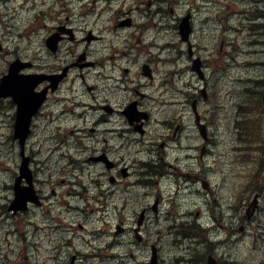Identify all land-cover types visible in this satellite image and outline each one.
Listing matches in <instances>:
<instances>
[{
    "label": "flooded vegetation",
    "instance_id": "1",
    "mask_svg": "<svg viewBox=\"0 0 264 264\" xmlns=\"http://www.w3.org/2000/svg\"><path fill=\"white\" fill-rule=\"evenodd\" d=\"M3 1L4 8L0 16L10 18L12 27L15 28L18 24L16 21L17 13L12 8L20 0ZM133 2L134 0H44L45 14L48 19L46 25H44L46 34L41 37V46L46 52L45 65L39 62L37 55L33 60H30L32 63L24 62L28 59L22 53L17 54L16 51L18 49L31 51L30 49L33 48L29 47L30 45L23 48L20 42L16 45V40L13 39L14 36L12 35V38L8 37L10 31L5 32L12 27H6L4 23L0 25L3 29V31L0 30V37L2 38L0 40V51L5 55L0 72V83L2 78L9 72L10 64L13 61L20 60L23 63H29L26 67L23 64L21 65L20 69L27 68L21 71L22 74L39 76L36 79L26 78L31 81L34 89L33 96L36 105L43 98V95L37 94L43 92L46 94L44 103L31 119L30 131L35 133L42 129L48 130V127L53 129L60 123L66 126L65 129H67L69 126L76 124L75 126L79 131L74 129L71 134L74 135L76 132L81 133V135L85 134L92 138L93 143L102 146L96 148L94 145H88L87 150L83 151L82 164L93 165V162H98L105 174H111L110 179L115 174L112 179L116 186L119 187L124 184L123 192H129L130 188L126 187V183L138 187L144 185V179L139 178L142 175L141 172L133 170L132 163L125 159L124 153L118 157L109 149L111 143L115 144V149L118 151H127L128 155L136 157L135 162L139 163V167L145 164L144 162L156 160L159 163L167 164L174 170L176 167L182 170V167L178 164L181 157L187 159L185 163L188 164L201 159L202 146L199 147L200 151L196 153L197 139L200 138L198 132H196L197 122L193 113L195 105L202 110V122L206 127L207 141L210 134L212 135V126L210 121H207L209 119L208 115L205 117L207 112L203 113V106L208 102V95H213L208 83L211 84L214 80L213 75L209 73V68L215 59H213V49L207 48L206 46L209 44H203L199 35V33L204 34L211 28L213 29V19L207 12L210 11L209 8L206 11V6H197L198 0H183L182 4L179 3L178 12H176L178 2L174 3L171 0H136L135 4ZM204 2L206 5L208 1L204 0ZM210 2H213V0ZM35 3V0H23L22 6L27 10L20 12L19 15L23 17L29 15ZM242 6L245 11H253V15L260 16L261 11L264 10V0H242ZM186 17L190 19L193 34H191L189 41L185 42L181 40L180 26L181 23L185 24L187 22V20L184 21ZM106 19L111 20L110 27L103 26L102 21ZM148 24L153 25V27H149ZM28 25L30 26V24ZM155 27L159 28L156 29ZM217 29L221 35L225 27ZM263 29L261 28L258 34L264 32ZM33 34L36 35L37 32ZM22 35H20V38ZM212 40H214V34ZM5 45H7V50ZM31 46H37L36 39L32 41ZM47 46L55 53H52ZM194 60L199 61L201 74L193 70ZM184 61H186L189 68L183 74L180 70L179 78H185L188 88L183 90L179 86L174 91L167 89V82L172 83L175 75L166 72V70L179 66L180 62ZM146 67L150 70V77L146 75L148 72L145 69ZM158 68H160L159 75H156ZM42 75L49 76V78L45 80ZM193 79L199 81V86L192 84ZM25 86L29 87L28 85ZM166 95H175L174 99H177L173 103L175 106L173 113L169 109V116L166 113L172 104H169L167 108L169 101ZM85 99L89 102H85ZM84 104L89 106L88 111L80 113L79 122L76 123V120L72 118L77 114L75 107ZM0 105H2L0 113L9 116L7 126L14 129L16 113L19 110L18 102L9 96L1 98ZM154 106H158L159 110ZM83 108L86 109L85 106ZM58 110L62 112L59 116L61 118L55 119V113ZM156 114L158 116H155ZM91 117L95 119L90 120ZM82 130H85V132H82ZM109 133H112L111 137L108 136ZM98 135L100 137L96 138ZM180 138L184 145H182L183 143L178 144ZM38 142L39 147L44 146V143L49 145L47 156L51 157H55L58 153L53 146L54 144L63 149L59 153H64L67 150L66 144H69L68 152L72 148L68 140L55 136V133H51L45 140H39ZM155 145L157 146L158 155H152L150 150L151 154L144 156L145 152L143 150L148 149L149 146L153 148ZM177 145L184 151L178 153ZM134 148H136V151H134ZM34 159H31L32 167L36 164ZM100 160L106 163L100 162ZM171 163H175L176 166ZM55 165L59 172L64 171V174L61 173L63 176L71 175L72 172L69 170L75 169L61 162H57ZM125 169L126 171H124ZM185 169L192 170L190 165L186 166ZM152 171L156 170L152 169ZM152 171L149 174L153 173ZM131 172L132 175L138 177L134 183L130 182L128 178H126L128 181L123 179L126 174L129 177ZM181 176L184 175L181 174ZM187 177L192 179L191 175H187ZM34 178L35 181H38L35 174ZM193 180H197V177H194ZM205 183H207V180L203 179L202 184L205 185ZM183 185L189 188L186 182ZM220 200L222 198L218 199L215 195L214 201L219 202ZM157 202H159V199ZM81 203L82 200H78L76 206H73L74 203L65 204L63 211L67 213L73 210L83 215L87 212V209ZM106 205L107 210H104V215L113 216L114 212L110 211L108 214V209L112 206L109 203ZM200 206H202V203ZM204 207L206 208V206ZM218 207L224 208L222 204H219ZM141 209L148 212L150 203L143 204ZM127 213L123 211L120 214L121 223L133 226L134 224L131 225L133 219ZM139 213V211H136L135 216L137 217ZM172 217L175 221L174 224L172 223L174 226L185 229L183 236L186 238V243L192 240L193 230L197 232L194 227L198 229L199 243L194 250L195 253H198L199 247L202 245L208 249L210 256H216L218 262H223L222 256L211 251L213 250V243L207 239L208 229L210 227L211 230H215L216 233L223 236L233 223L238 224L234 217L226 216V219H228L222 222L219 228H214L208 223H206L208 225L200 224L192 216L190 217V212L185 211V209L176 210V213H172ZM94 220L95 218H92L87 222H93ZM112 221L115 222V220ZM97 222L100 223V219L94 221V223ZM114 222H108V219L103 220L104 228L106 226L111 227ZM27 225L26 227L21 222L16 226L17 235L15 233V238L17 244H20L23 239L28 240L30 237L34 250L41 252L40 249L44 247L49 239L47 233L52 231L53 240H56L57 243L60 240L68 250L69 248L76 250L74 242L62 238L63 234L60 231L68 227V224L67 220L61 215L47 213L42 215L40 220H36V223L27 222ZM78 227L83 226L78 225ZM165 228H168L167 235L170 236L172 227ZM236 231L233 227L228 236L216 241L218 248H223L224 240H227L228 237L233 239L239 237ZM188 247L187 245L183 248L188 249ZM68 250L63 249L62 257H69L67 263L71 264L73 256ZM80 252L82 254L87 253ZM57 257H59V254ZM59 260L61 261L60 258Z\"/></svg>",
    "mask_w": 264,
    "mask_h": 264
},
{
    "label": "rangeland",
    "instance_id": "2",
    "mask_svg": "<svg viewBox=\"0 0 264 264\" xmlns=\"http://www.w3.org/2000/svg\"><path fill=\"white\" fill-rule=\"evenodd\" d=\"M19 1V0H18ZM17 1V2H18ZM22 1L20 0L19 3H16V6L13 7L16 12H25ZM36 3L33 4V9H31V12L29 15L17 16V26L15 28L12 27L11 19L10 18H3L0 16V25L4 23L6 27H12L11 29L6 30L5 32L10 31V34L8 35L9 38H12V35H16V38L18 39L16 42V45L20 42L23 48L32 47L35 50L30 49V52H27L24 54V56L27 58L29 55H37L39 62L43 65H45V54L44 48L41 46V37H44L46 34V30L44 28V25L47 23V16L45 14L46 7L44 6V0H35ZM221 4L222 2H225V0H218ZM136 0H134L135 4ZM1 7H4L3 0H0ZM38 5V7H36ZM222 5V4H221ZM164 8H166L164 6ZM45 14V17H44ZM214 16V14H212ZM38 17V18H36ZM36 18V19H35ZM29 22V23H28ZM30 24V26L28 25ZM103 26L110 27L111 20L106 19L102 21ZM149 27H153V25L148 24ZM27 29V30H26ZM0 30L3 31V29L0 27ZM26 30V31H25ZM264 30V29H263ZM25 31V32H24ZM215 31V30H214ZM24 32V33H23ZM37 32V34L34 36L33 33ZM22 35L24 38L21 39L18 35ZM30 34L32 36H30ZM2 38L0 37V40ZM37 42V46H31L32 41ZM201 39L204 41V43H209L210 46L215 50L213 53L218 54L221 57H224L227 55L226 50H224L222 53L219 52L220 48H218V42L220 39L217 40V37H214V43L211 38H203ZM224 40H230V52L236 53L238 61L240 62V66H235L233 64V61H231V68H230V74L227 70H224L225 72H222L220 70V76L219 79L217 78V74L215 72V80L210 84V87L212 89L213 95V105L211 106L212 109H214V118H215V124L214 127L212 126L213 132H212V139L211 143L213 144L212 149L213 153L208 155V164L209 169H212V172H207L206 170L199 171L196 168L190 172V175L192 176V179L186 182L187 186L189 188H186L183 183L186 180L181 179L182 172L180 170H174V174L167 175L164 177L163 180H161V177L159 176L158 172L152 171L153 175L158 174V176L152 180L149 181V185L143 186L140 191L143 193V195L146 192L151 191L156 196L159 195L160 202L157 206V211L151 214V218L147 219L148 225H146L147 232L151 230V234L149 235V243L150 245H157L162 244L161 247V255L163 259V264H178L175 257L179 254L177 253L179 249L190 246L189 249L183 248V252L191 253V256L194 257L195 253L191 250L194 248V246L191 243H186V238L183 236V233L185 231L184 228H180L177 226H174L175 223L174 218L172 217V213L176 210H184L187 212H190V217L196 219L198 222H201L204 224L205 220L208 219V222L214 227L219 228L217 226L220 224L219 222L222 220L221 215L223 216V220L226 221V216H229V213L227 212V209L229 205H232V201L238 202L241 196V193H239L240 190L243 188V194L241 196V202L236 204L234 206V210L237 212L238 215H240L236 220L238 221V224L233 223L232 227L235 228L236 233L239 235V241H236V238H234L233 244H228L224 248L220 249L222 253L225 255V260L229 261L230 264H264V163L261 164V160L259 157V150L264 149V136L263 140H258L261 137V131H260V119L255 115L254 111H251V115H246L248 113V110L245 108H249L254 106L255 102L257 101V97L254 98L255 95H257V88H255L253 85H246L240 82H236L240 78L247 79L251 76H254L253 73L254 67L251 66L252 62L251 59L248 57V49L253 48L257 51H261L264 49V46H261L258 42L253 44L251 46L250 44L253 43V41H260V37H251V36H243L240 32L234 35L226 34L224 35ZM213 43V45H211ZM263 44V43H262ZM1 45V44H0ZM7 50V45H5ZM4 47V48H5ZM246 51V52H244ZM5 55L0 52V72L3 67V61H4ZM28 59V58H27ZM258 60L264 61V57L260 56ZM234 65V66H233ZM260 69L257 73L260 71L264 72V66L259 65ZM215 63L211 70H214ZM230 75V76H229ZM216 84L218 87H216ZM236 85H239L236 87ZM244 86V87H243ZM171 87H174L172 83L167 82V89H170ZM247 91H246V90ZM222 90V91H221ZM174 91V90H172ZM216 91H220V93L216 94ZM231 95V100H228L227 95ZM217 95H224L223 97ZM259 95V93H258ZM85 102H89L85 99ZM222 106H225L226 109L223 110ZM2 107V105H1ZM88 107L86 108V111H88ZM244 107V108H243ZM61 110H58L57 113H55V119L61 118L59 117L61 115ZM220 118H219V116ZM254 114V115H253ZM8 116V115H7ZM90 120L95 119L94 117L89 118ZM219 119L222 120V123H218ZM229 119V120H228ZM9 116L6 119V116H0V160L3 161V163L0 164V183H4L6 185H9V183H12L13 174L17 171V168L15 167L19 163L18 153H10V149L15 145L13 141L9 139V136L11 134L9 127L7 126L6 122L8 123ZM244 121L243 124L246 125V129L250 131L252 136H247L245 140L246 142L242 143L239 141V136L235 137V134H238L241 132L238 124L240 121ZM251 120V123L249 121ZM76 122V121H75ZM228 122L230 125V129L228 128ZM58 123V122H57ZM216 123L218 124V128L223 130L224 132L230 133V139H225L226 142L219 139L216 140L215 134L217 133ZM223 125V126H222ZM66 126L63 125L60 129H58L56 126L51 129V127H48L47 129L39 130L37 138L40 140H43V136H46L47 131L49 133H55V136H60V138H63L64 132H61V130H64ZM70 129H76V126L69 127L66 131V134H69ZM82 132H85L83 130ZM112 133H109L108 136L111 137ZM100 135H98L99 138ZM221 137V136H220ZM218 137V138H220ZM94 138V136H93ZM72 155L78 156L83 154L82 151L87 150V146L94 145L97 147H102L98 143H93L92 138L86 136L85 134L81 135V133L77 132V136L74 138V142H72ZM99 145V146H98ZM45 146V143H44ZM65 147H69V144H66ZM233 147H239V148H233ZM14 148V147H13ZM105 149V148H103ZM108 149V148H106ZM109 149L115 153L118 157H120L123 153L125 155V159L128 160L130 163H134L136 161V157H131L128 155L127 151H118L115 149V144L111 143V146ZM149 150H151L153 153L157 152V146L155 145L153 148L152 146H149ZM233 150H238V153H233ZM29 155L33 154L31 150H29ZM264 153V151H262ZM57 155L62 156L63 153H57ZM57 155L49 162L48 166L46 167L45 172H41L39 175V178L41 180H47V183H42L41 189L44 190V195H51V185L57 186L56 191L60 192L61 194L57 195L50 201V209L53 211L55 210L56 214L61 215L67 220L68 227L71 225L74 221H79V223H82L83 229L79 233V239L74 241L76 250L67 248H63L64 250H68L72 256H78L75 252L82 251V252H101L100 259L97 260L95 264H145L148 263L147 257H150V248L147 250L146 254L141 256L139 255L138 251H134L130 253L127 248H121L118 249L119 255H117V250L108 248L109 245H107L111 238L113 237L112 231H110L109 227L106 226L103 231L109 235V237L103 236L101 239H99L96 242V245L93 247H85V242L83 241V237L89 238L88 232H90V229L92 225L94 224V221L97 219V221L102 219L103 215H101L103 212L98 213L95 212L94 218L95 220L90 223V225H86L85 221L83 220V216L80 215L78 212H64L63 211V204H61L58 199L61 196H64L66 200H68L73 206H76V201H78L79 198L77 197H71L65 194V191L68 190L67 186L62 184L61 178H70L71 175L63 176L64 171L61 170L59 172L56 169L55 163L59 160ZM114 156V154H112ZM231 155H239L241 158L239 161L237 158L231 156ZM141 157V155H139ZM47 153H43L39 155L40 160H46L47 161ZM82 161V160H81ZM253 163H255L257 166H259V171L257 175L255 174L256 168L253 166ZM67 166H72L76 170L80 166H74L76 163L72 161H65L63 163ZM176 165L175 163H173ZM172 164V165H173ZM173 165V166H174ZM185 164L184 166H186ZM191 166V165H190ZM192 166H198V168H203L201 162L197 161L192 163ZM85 169L79 170V172L83 171V181L85 184H89L92 182L93 176H96L99 181L101 182V188L105 192L103 196L105 198H100V200H97L98 203H95L96 198H93L90 200L91 205H96L97 209L98 207L102 209V211L107 210V203H109L112 207L109 208V212H116L115 215H111L112 220H119L121 217L120 214L125 212H131L134 214L133 211L139 210L141 205L144 204V200L132 197L130 194L127 196L128 199H126L125 194L123 192V185L116 186L114 183H110V175L111 174H105L104 170L100 166H93L88 165L86 163ZM58 168H60L58 166ZM84 168V167H83ZM141 167L136 166L137 171L143 172L140 170ZM193 168V167H191ZM249 168V169H248ZM253 169L252 172L249 170ZM108 172V171H107ZM62 173V174H61ZM102 174V175H101ZM246 175V176H245ZM115 176V174L113 175ZM194 177H197V180H193ZM246 177V178H245ZM62 178V179H64ZM117 178H119L117 176ZM180 178V180H179ZM202 178V179H200ZM245 178L244 184L245 188L243 187V180ZM125 179V178H123ZM205 179L209 183L210 190L203 189L202 180ZM109 180V181H108ZM137 180V177L134 176L133 182ZM178 180V181H177ZM157 183V185H156ZM180 183V184H179ZM256 186H259L260 188H256ZM54 187V188H55ZM73 187V186H70ZM90 193L91 196L96 197L99 194V189H96L94 185H90ZM238 190V191H237ZM255 191V192H252ZM251 192V194H249ZM198 194V195H197ZM218 199L222 198L219 202L214 201L215 195ZM255 194H259L260 196L258 199V207L256 212L250 217L246 218V208L247 204L250 203L251 200H253ZM236 195H238V200L236 199ZM68 196V197H67ZM164 198V201L161 200ZM8 196L1 197V200L3 202H6L8 199ZM170 201H169V199ZM95 199V200H94ZM146 200V199H145ZM211 200V201H210ZM142 201V202H141ZM151 203V200L149 201ZM147 203V201H146ZM202 203V208L200 204ZM67 204V202H66ZM154 204V202H153ZM219 204H222L224 209H221V214L213 213L214 209L220 208L218 207ZM65 205V204H64ZM81 205L84 207L85 203H81ZM99 205V206H98ZM206 206V208L204 207ZM153 207V205L151 206ZM204 207V208H203ZM116 208H118L116 210ZM172 209L171 213H168L169 210ZM116 210V211H115ZM120 210V212H119ZM137 210V211H138ZM91 211V208H87V213ZM205 214V215H204ZM8 211L5 209L4 211H0V219L1 222L5 221L6 219H9ZM30 221L36 222V220L40 219V215H33L30 217ZM108 218V217H107ZM11 222V220H9ZM216 221V222H215ZM112 222V221H111ZM78 223V222H77ZM173 223V224H172ZM13 225H6L3 229L0 228V237L2 236V233H4L5 230L12 228ZM100 224L97 222L95 225L97 227H103L100 226ZM237 225V226H236ZM227 226V225H226ZM85 227V228H84ZM165 227H172V234L166 235V232L168 228ZM231 229H228L225 233V236H216L215 238L218 240L219 238H225L230 234ZM61 232V231H60ZM66 231L63 230L62 233H65ZM97 238L99 236L97 235ZM68 239V238H65ZM14 244L12 247L9 248V251H12L14 248L19 250L23 245H25L27 242L19 245L16 242H13ZM199 243V242H198ZM28 246L30 244L27 243ZM26 245V247H27ZM0 246H1V239H0ZM97 247H100L97 249ZM159 247V246H158ZM52 248L54 251L59 254V257H57V263L56 264H68L67 261L70 259L69 257L63 258V250H60L59 243L55 242L52 244ZM86 248V249H84ZM203 251H207L206 248H204L202 245L199 247ZM40 250H46L45 247H42ZM61 251V252H60ZM213 252H216L218 255L221 256L220 251L217 249L211 250ZM13 252V251H12ZM126 254V255H125ZM203 255L198 254L195 256L194 259L189 261V264H199V262L204 261L205 258L209 255ZM223 257V256H222ZM1 258V256H0ZM61 259V261L59 260ZM79 260L76 262V264H91V260L84 261L83 259L78 258ZM39 260L43 261L46 260L43 257H40ZM147 261V262H146ZM15 262H19L18 258H15ZM40 263V262H39ZM54 263V262H49ZM1 264V262H0ZM203 264V263H202Z\"/></svg>",
    "mask_w": 264,
    "mask_h": 264
},
{
    "label": "bare ground",
    "instance_id": "3",
    "mask_svg": "<svg viewBox=\"0 0 264 264\" xmlns=\"http://www.w3.org/2000/svg\"><path fill=\"white\" fill-rule=\"evenodd\" d=\"M243 7V6H242ZM244 9V8H243ZM245 10V9H244ZM260 15H264V10L263 11H261V13H260ZM259 16H255V15H253V17H251V18H248L247 19V22H248V24L250 25V27H251V30H252V33H253V35L255 36V37H260V41L263 43V45H264V32H261V34H258V32L261 30V27L258 25V23H257V18H258ZM199 35L201 36V37H204V38H206V39H208V38H211L210 36H208V35H206V34H202V33H199ZM1 52V51H0ZM1 53H3V52H1ZM260 56H262V57H264V49L263 50H261V51H257L256 49H253L250 53H249V55H248V57L251 59V62L254 64V70H255V72L254 73H257L258 71H259V69H260V67H259V65H263L264 66V61H261V60H258L257 61V59L260 57ZM253 79L255 78V76H253L252 77ZM236 82H240V84L239 85H241L242 83H244V84H246V85H253L255 88H257V95H258V93H259V84L258 83H256V82H254L252 79H242V78H240L239 80H237ZM239 85H236V87H238ZM244 87V86H243ZM246 90V89H245ZM247 91V90H246ZM257 95H255L254 96V98H256L257 97ZM60 125H62L63 126V124H59V125H57L56 127L58 128V129H60L62 126H60ZM38 132L39 131H36L35 133H32V135H31V141H30V144H29V150H31V151H36L37 149H38V145H39V140L40 139H38L37 138V135H38ZM48 135H46V136H43V140H45L46 139V137H47ZM41 141V140H40ZM179 143H183V141H182V139L180 138V140H178V144ZM56 144H54L53 146H54V148H55V150L59 153V151H63V149L60 147V146H55ZM182 145H184V143L182 144ZM14 147V148H13ZM13 147L10 149V153H18L19 151H20V148H19V146L18 145H13ZM49 147V146H48ZM177 147H180L179 145H177ZM65 148V147H64ZM134 149H136V148H134ZM49 153V148H46V150H44L43 151V153ZM66 152V151H65ZM64 152V153H65ZM42 153V154H43ZM151 154V153H150ZM152 155H154V156H156V155H158V152H156V153H153L152 152ZM151 155V156H152ZM1 163H3V161L2 160H0V164ZM146 165L147 166H149L150 168H152V169H154V170H156L157 172H159V173H164V171L166 170V165L167 164H164V163H159V162H157L156 160H150V161H148V162H146ZM16 168L18 167V165H16L15 166ZM70 172H72L71 174H73V172H75V169H71V170H69ZM144 174L146 175V176H149L150 174H149V171L148 170H145L144 169ZM178 181V180H177ZM256 188H260L259 186H256ZM11 191H12V188H11V186L10 185H6V184H4V183H0V194L1 195H3V196H8V195H10V193H11ZM71 212V211H70ZM104 213L105 212H103L101 215H103V217H102V219L100 220V223H102L103 224V220H105V219H108V222H110V221H112V219H111V217L109 216V215H104ZM127 213V212H126ZM134 214H135V212H134ZM134 214L133 213H131V212H128L127 213V215H129L132 219H133V223L131 224V225H133L134 224V221H135V217H134ZM83 220L84 221H88V220H90V219H92V218H94V215H93V213H91V212H89V213H87V212H85L83 215ZM108 217V218H107ZM231 217V216H230ZM232 218V217H231ZM40 220V219H39ZM124 220V219H123ZM112 222H114V221H112ZM40 223V222H39ZM23 224H25V226L27 227L28 225H27V222H23ZM101 224V226H103ZM125 224V223H124ZM113 225V224H112ZM104 227V226H103ZM194 229L197 231V232H194V230H193V238H192V240L191 241H189V243H191L193 246H194V248H192L191 250L194 252V250H195V248L197 247V245H198V242H199V237H198V234H199V232H198V229L196 228V227H194ZM231 230L233 229V227H232V225H231V228H230ZM16 230H17V227L16 226H12V228H9V229H7V230H5L4 231V233H2V236L0 237V239H1V246H0V256H1V259H10L11 258V256H12V251H9V248L10 247H12V245L14 244L13 242H16V238H15V233H16ZM209 232H208V234H207V239L211 242V243H213V248H214V250H218V251H220V249H222V247H219L218 248V245L216 244V241H219L220 239H222V238H219L218 240L215 238L216 236H218L219 234L218 233H216L215 232V230H211V228L209 227ZM16 235H17V233H16ZM220 237L222 236V235H219ZM223 236H225V235H223ZM240 239H239V237H237L236 238V241L235 242H237V241H239ZM31 241L32 240H30V237L28 238V240H25V239H23V240H21V243L19 244V245H21V244H23V243H25V242H27V243H31ZM224 242H225V244H224V246H223V248L226 246V245H228V244H233V242H234V239L233 238H227V240H224ZM190 247V246H189ZM189 247H188V249H189ZM183 252V250H181V249H179V251H178V255L175 257V259H176V261H177V263L178 264H189V261H191L192 259H194L195 258V256L196 255H198V253H195V256L194 257H192L191 256V253L189 254L188 252ZM221 253H222V251H220ZM214 253H216V252H214ZM223 255H224V253H222ZM210 257H212L213 259H216V256H210ZM217 260V259H216ZM219 261V260H218ZM221 263V262H220Z\"/></svg>",
    "mask_w": 264,
    "mask_h": 264
},
{
    "label": "water",
    "instance_id": "4",
    "mask_svg": "<svg viewBox=\"0 0 264 264\" xmlns=\"http://www.w3.org/2000/svg\"><path fill=\"white\" fill-rule=\"evenodd\" d=\"M14 67L11 66L9 70V79L10 82L2 81L0 85L1 90L6 88L4 91L7 94H14L12 95L14 99L19 104V111L16 118L15 123V131L14 136L16 139L19 140V144L22 148V154L24 150V144L26 139L29 135V124H30V117L31 115L37 110L40 101L36 105V100L29 88L25 87V85L30 84V80H25V78L19 79L15 76ZM12 83V85H11ZM18 86V87H17ZM25 164V162L23 163ZM26 190H18L16 191V200L14 201L15 206L14 209L24 208L26 203ZM155 263V261H154ZM207 264H217V262L212 258H208Z\"/></svg>",
    "mask_w": 264,
    "mask_h": 264
},
{
    "label": "trees",
    "instance_id": "5",
    "mask_svg": "<svg viewBox=\"0 0 264 264\" xmlns=\"http://www.w3.org/2000/svg\"><path fill=\"white\" fill-rule=\"evenodd\" d=\"M261 101L260 102H255L258 105H256L254 108L255 109H259L258 111H260V116H261V119H262V118H264V105L262 104Z\"/></svg>",
    "mask_w": 264,
    "mask_h": 264
}]
</instances>
